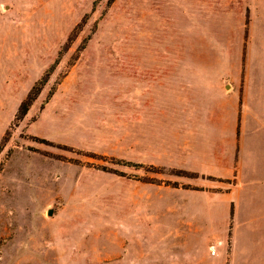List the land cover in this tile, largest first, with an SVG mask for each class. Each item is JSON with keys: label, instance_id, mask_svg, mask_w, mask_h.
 I'll return each mask as SVG.
<instances>
[{"label": "rangeland", "instance_id": "rangeland-1", "mask_svg": "<svg viewBox=\"0 0 264 264\" xmlns=\"http://www.w3.org/2000/svg\"><path fill=\"white\" fill-rule=\"evenodd\" d=\"M247 3L0 0V264H227L170 161L242 92Z\"/></svg>", "mask_w": 264, "mask_h": 264}, {"label": "crops", "instance_id": "crops-1", "mask_svg": "<svg viewBox=\"0 0 264 264\" xmlns=\"http://www.w3.org/2000/svg\"><path fill=\"white\" fill-rule=\"evenodd\" d=\"M246 11L247 32L229 69L244 85L229 105L230 116L187 119L200 128L193 130L186 156L170 161L172 168L194 174L175 185L200 193L202 216L228 228L227 264H264V0H248Z\"/></svg>", "mask_w": 264, "mask_h": 264}, {"label": "trees", "instance_id": "trees-1", "mask_svg": "<svg viewBox=\"0 0 264 264\" xmlns=\"http://www.w3.org/2000/svg\"><path fill=\"white\" fill-rule=\"evenodd\" d=\"M40 83H35L32 88L27 93V96L24 100L21 101L18 109V117L22 118L25 116L33 103V101L36 99L37 95L40 92ZM185 174H188L187 172Z\"/></svg>", "mask_w": 264, "mask_h": 264}, {"label": "water", "instance_id": "water-1", "mask_svg": "<svg viewBox=\"0 0 264 264\" xmlns=\"http://www.w3.org/2000/svg\"><path fill=\"white\" fill-rule=\"evenodd\" d=\"M228 85H226V87H227ZM51 213H52V210L51 209H49L48 211H47V214L48 215H51Z\"/></svg>", "mask_w": 264, "mask_h": 264}]
</instances>
